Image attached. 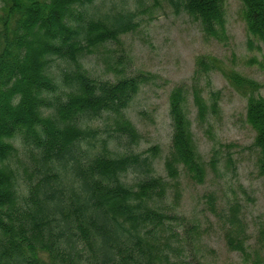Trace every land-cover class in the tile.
<instances>
[{
  "label": "trees",
  "instance_id": "1",
  "mask_svg": "<svg viewBox=\"0 0 264 264\" xmlns=\"http://www.w3.org/2000/svg\"><path fill=\"white\" fill-rule=\"evenodd\" d=\"M179 1L206 33L215 35L223 28L222 0ZM242 1L248 29L264 39V0ZM80 2L0 0V264H158L162 254H157L156 237L164 229L166 213L152 208L148 200L163 195V177L149 174L133 187L122 180L121 172L138 161L137 155L94 152L85 157L75 148L86 133L76 122L80 113L112 112L115 128L134 138V126L123 109L139 84L134 76L94 80L80 70L77 53L128 29L127 19L121 17L110 25L100 19L78 22L82 18L73 5ZM56 57L73 63L64 78L74 77L75 82L65 97L51 101L57 82L48 67ZM224 73L247 95L246 117L255 129L259 171L264 174V95L255 93L260 84L235 70ZM183 100L181 89L173 88L172 156L165 166L175 176V164L182 162L200 180L202 164ZM193 100L203 117L206 103L197 90ZM45 106L53 108L44 113ZM14 136L30 155L32 149L40 153L30 171L29 201L24 204L16 187L17 172L7 162L15 150ZM228 242L239 246L232 238Z\"/></svg>",
  "mask_w": 264,
  "mask_h": 264
},
{
  "label": "rangeland",
  "instance_id": "2",
  "mask_svg": "<svg viewBox=\"0 0 264 264\" xmlns=\"http://www.w3.org/2000/svg\"><path fill=\"white\" fill-rule=\"evenodd\" d=\"M178 2L82 0L73 5L82 18L78 22L100 19L110 25L121 17L128 25L117 38L77 53L80 70L94 80L123 76L139 80L123 109L124 118L134 126V138L115 128L112 112L80 113L76 122L86 133L75 148L78 156L85 157L94 152L137 155L138 161L121 172L122 180L133 187L149 174L163 177V195L148 200L152 208L166 213L164 229L156 237L157 254L162 253L158 264H264L260 152L254 144L255 129L246 117L247 95L224 73L235 70L255 79L260 84L255 93L264 95V39L248 29L242 0H222L224 24L215 35L206 33L200 20ZM72 69L69 60L51 61L48 71L57 82L51 101L72 89L75 78H64ZM175 87L184 95V110L202 164L200 180L182 162L175 164V176L165 166V159L172 156L169 94ZM194 90L205 100L203 117L197 112ZM52 108L45 106L43 111ZM11 141L15 150L7 162L17 172L16 187L24 204L29 201L30 171L40 153L32 149L30 155L18 136ZM228 237L239 246L230 245Z\"/></svg>",
  "mask_w": 264,
  "mask_h": 264
}]
</instances>
